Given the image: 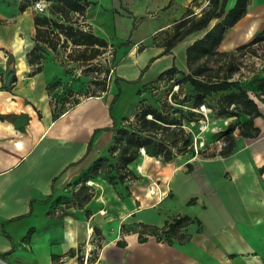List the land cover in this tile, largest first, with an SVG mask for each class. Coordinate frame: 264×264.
I'll return each instance as SVG.
<instances>
[{
  "label": "crops",
  "instance_id": "1",
  "mask_svg": "<svg viewBox=\"0 0 264 264\" xmlns=\"http://www.w3.org/2000/svg\"><path fill=\"white\" fill-rule=\"evenodd\" d=\"M160 1L170 7L158 22L146 15L136 21L102 4L89 6L85 21L94 32L108 47L123 46L106 91L60 107L53 96L69 74L57 51L44 45L43 68L35 73L29 61L38 43L37 10L22 11L20 0H0V256L8 262L83 264L81 243L98 234L89 264H264L263 99L258 102L263 115L254 117L259 133L247 137L239 131L231 153L169 162L163 184L168 194L156 198L142 190L116 197L110 191L104 198L93 187V196L82 205L81 195L69 199L70 189L80 185L74 183L109 153L114 118L117 125L132 119L144 105L146 88L174 65L187 72L188 46L222 18L214 17L165 53L166 46L153 35L177 21L183 0ZM236 1H227L226 9ZM263 24L264 0H250L247 13L227 28L222 42L240 46ZM118 84L121 93L111 114ZM254 88L264 98V86ZM90 183L105 184L96 178ZM151 188L156 191L151 193L161 192ZM180 216L188 219L179 230H163Z\"/></svg>",
  "mask_w": 264,
  "mask_h": 264
},
{
  "label": "rangeland",
  "instance_id": "2",
  "mask_svg": "<svg viewBox=\"0 0 264 264\" xmlns=\"http://www.w3.org/2000/svg\"><path fill=\"white\" fill-rule=\"evenodd\" d=\"M94 1H96V6H92V9L102 4L106 11L130 16L136 21L143 19L146 15L158 22L159 18L164 15L162 11H166L170 7V4L162 7L160 0ZM185 1L186 3H184ZM23 2L36 10L34 5L31 6L32 0H23ZM220 2L221 0H219ZM216 6L217 0H183L180 12L176 13L180 17L167 28H158L153 35L154 39L163 42L166 46L185 30L189 25V20L197 16L195 11L203 14ZM131 8L143 16L139 14L133 16L134 11ZM72 15L76 16L75 14ZM84 25L87 27L86 23ZM254 31L251 36L247 34L246 38L241 40L247 46L241 49L237 48L238 46L230 48L225 41H221L217 47V53L197 58L193 62L194 68L206 62L208 66L213 68V72L221 70V74L228 73L230 80L234 81L237 87L204 94L197 91L190 82L184 81V76L180 72L166 74L156 83H151L146 88L149 93L144 98V105L140 106L137 114L143 109L154 108L161 112L169 122L176 123L166 124L169 126L167 129L149 130L140 134L144 137L151 136L159 143H163L162 151L158 152V146L149 149L142 148L137 158L133 162L131 161L128 166H124L120 148L111 149L115 145V141L109 153L100 157L81 177V181L77 182V180L74 183L80 185H75L70 189L69 199L74 201L77 195L82 197L87 194L88 190L85 189V186L91 189L97 188L99 189L98 196L102 195L104 198H109L108 192L110 191L116 197H125L130 191L137 195L142 190L149 192L150 186H154L153 184H160L163 195H166L168 194L167 189L163 184H167L169 172L166 166L169 162L184 160L193 154L197 156L220 152L226 146L223 145V141L229 139L231 135L235 137L239 134L241 129L237 126L242 120L249 117L245 111L236 108L235 104L229 106L226 96L233 91L239 92L238 87H242L247 89L257 102L264 100L255 92L256 88H254L264 85V38L250 43L256 36L260 34L264 36V24ZM129 41L128 38L123 43L127 44ZM121 44L117 43V47H108L96 59L90 62L86 61V63L81 62V64L71 62L63 47L58 46L57 56L62 59L61 63L69 75L65 80L59 81L57 87L60 91L54 93L53 102H61L60 107H67L86 95L101 91L104 83L109 84V79L113 73L112 69H115L116 62H118L116 58L117 49L123 46ZM72 48L76 47L69 44L68 50H72ZM222 52H229V54L224 55ZM187 72H190L189 68ZM198 102L201 103L198 105ZM260 104L264 109V104L262 102ZM152 117V114L148 115V118ZM117 128H128L136 131L140 128L136 114L130 120H121ZM187 140H190L188 145L185 144ZM168 155H171L169 160L166 158ZM139 165L142 166L141 170L138 169ZM91 178H96L98 182H105V184H92L90 183ZM108 182L110 184H106ZM155 196L158 198L157 194ZM99 239V235L94 234L81 243V249L79 248L78 253L84 260L83 264H89L86 262L85 253L91 248L89 256H92Z\"/></svg>",
  "mask_w": 264,
  "mask_h": 264
},
{
  "label": "trees",
  "instance_id": "3",
  "mask_svg": "<svg viewBox=\"0 0 264 264\" xmlns=\"http://www.w3.org/2000/svg\"><path fill=\"white\" fill-rule=\"evenodd\" d=\"M36 0H32V5ZM48 2L46 12H38L35 14V25L37 26V32L35 39L38 42L36 46L29 52V61L31 64L35 65L33 72L40 71L43 68L42 61L45 57V47L47 45L53 50L57 51L58 46L63 47L68 58L71 62H81L86 63L96 59L100 54L104 53L109 43L100 35L94 32V28L85 21L86 13L88 12L89 6L96 4L94 0H46ZM227 1L229 0H217V6L208 12L203 13L199 17L189 20V25L183 30V32L177 36L175 40L170 41L164 52H169L171 47H173L178 41L182 40L189 33L205 28L211 22L214 17H222L221 20L216 22L212 28H210L206 34L196 39L187 48V58L188 67L190 72L179 70L175 65L169 70L164 72V74L180 72L184 76V81L190 82L197 91L204 94H211L213 92H219L222 90H227L232 87H237L234 81L230 80L228 73L221 74V70L213 72V68L208 66L205 62L199 65L197 68L193 67V62L197 58H203L211 54L217 53V47L224 38V34L227 28L233 26L239 19H241L248 10V4L250 0H237L235 5L229 10L226 9ZM29 7V4L20 0V9L25 10ZM49 13V14H48ZM132 13V12H129ZM75 14L76 16L72 15ZM83 18V19H82ZM87 24V27L84 25ZM264 34V32H263ZM264 38L262 34L253 38L254 43L260 41ZM69 44L74 45L76 48L68 50ZM247 44H242L237 48H243ZM224 55H228L229 52H222ZM208 71V72H207ZM160 77V78H161ZM264 85H261L263 87ZM239 92H231L226 96L228 99V105L231 106L235 104L236 108H240L248 114L246 120H242L237 126L241 129V134L247 137L255 136L259 133L257 127L254 126V117L257 115H263L258 102L249 94L247 89L238 87ZM108 89V84L104 83L102 90L92 95H100L102 92ZM121 93V86L118 84V92L114 95L111 104L110 112L112 110L117 97ZM201 102H198V105ZM242 105V106H241ZM152 114V118H148V115ZM1 117H3L1 115ZM137 123L140 126L136 131H132L128 128H117V121L114 118L113 128L115 129V145L111 149L120 148L122 152V162L124 166H128L131 161L133 162L140 153L142 148H152L158 146V152L162 151L163 143H159L155 138L149 136H141V132L149 130H159L167 129L169 127L166 124L176 123L169 122L165 116L157 109L147 108L143 109L142 112L136 113ZM125 120H130L129 118H124ZM235 127L233 128V130ZM190 143V140L185 142L186 145ZM227 146H224L220 153L229 154L233 151L235 147V137L231 135L227 139ZM90 148V146H89ZM195 155V154H194ZM167 160L171 158L168 155ZM124 178V177H122ZM88 190L87 194L81 197V205L91 199L94 192L91 191L90 187H86ZM89 189H91L89 191ZM188 219L187 216H180L172 222H167L163 227L166 232H176L180 229L183 223ZM146 226H144V229ZM158 229L154 228V232ZM141 239L144 240L143 236Z\"/></svg>",
  "mask_w": 264,
  "mask_h": 264
},
{
  "label": "built area",
  "instance_id": "4",
  "mask_svg": "<svg viewBox=\"0 0 264 264\" xmlns=\"http://www.w3.org/2000/svg\"><path fill=\"white\" fill-rule=\"evenodd\" d=\"M34 5V8L39 12H46V10H47V6H48V2L46 1V0H36L35 1V3L33 4ZM114 69H112V71H113ZM227 144V140H224L223 141V145H226ZM227 146V145H226ZM152 185V184H151ZM154 186H156V187H158V189L161 191V192H159V193H151L150 192V189H149V193L150 194H153V195H155V194H157V195H159V197L160 196H162V190L160 189V184H153ZM154 186H150V188L151 187H154ZM89 245V244H88ZM90 251H91V248H89L88 249V251H86V253H85V258H86V262H88V260H89V257H91V256H89V254H91L90 253ZM0 264H12L11 262H8L7 260H5L2 256H0Z\"/></svg>",
  "mask_w": 264,
  "mask_h": 264
},
{
  "label": "water",
  "instance_id": "5",
  "mask_svg": "<svg viewBox=\"0 0 264 264\" xmlns=\"http://www.w3.org/2000/svg\"><path fill=\"white\" fill-rule=\"evenodd\" d=\"M14 72L11 71L9 74H8V77H7V81H6V85H8L12 79V76H13Z\"/></svg>",
  "mask_w": 264,
  "mask_h": 264
},
{
  "label": "bare ground",
  "instance_id": "6",
  "mask_svg": "<svg viewBox=\"0 0 264 264\" xmlns=\"http://www.w3.org/2000/svg\"><path fill=\"white\" fill-rule=\"evenodd\" d=\"M150 191H152V192H156V191H155L154 189H152V188L150 189Z\"/></svg>",
  "mask_w": 264,
  "mask_h": 264
}]
</instances>
